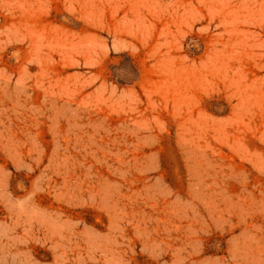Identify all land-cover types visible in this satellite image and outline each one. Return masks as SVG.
I'll use <instances>...</instances> for the list:
<instances>
[{
    "label": "rangeland",
    "instance_id": "obj_1",
    "mask_svg": "<svg viewBox=\"0 0 264 264\" xmlns=\"http://www.w3.org/2000/svg\"><path fill=\"white\" fill-rule=\"evenodd\" d=\"M0 264H264V0H0Z\"/></svg>",
    "mask_w": 264,
    "mask_h": 264
}]
</instances>
